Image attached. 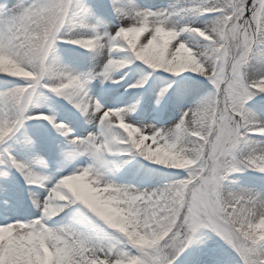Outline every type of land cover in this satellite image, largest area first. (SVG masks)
Listing matches in <instances>:
<instances>
[{
	"label": "snow or ice",
	"instance_id": "1",
	"mask_svg": "<svg viewBox=\"0 0 264 264\" xmlns=\"http://www.w3.org/2000/svg\"><path fill=\"white\" fill-rule=\"evenodd\" d=\"M0 264H264V0H0Z\"/></svg>",
	"mask_w": 264,
	"mask_h": 264
}]
</instances>
